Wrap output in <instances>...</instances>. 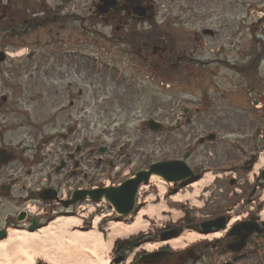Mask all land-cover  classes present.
Instances as JSON below:
<instances>
[{"label": "rangeland", "instance_id": "rangeland-1", "mask_svg": "<svg viewBox=\"0 0 264 264\" xmlns=\"http://www.w3.org/2000/svg\"><path fill=\"white\" fill-rule=\"evenodd\" d=\"M65 1L19 0L15 5L13 0H0L2 26L16 19L21 10L32 19L52 10L64 17L23 35L17 23L12 34L10 25L7 35H0V52L7 54L0 64V150L15 155L0 168V186L12 187L8 200L0 196V228L17 227L5 224L4 217L30 204L32 215L42 213L39 226L55 219L80 218L83 230L97 224L106 239L111 223H131L136 214L119 219L105 202L90 200L70 209L55 208L53 204L46 209L47 205L37 201L25 205L27 191L34 192L28 186L37 184L42 188L39 183L44 179V186L58 180L65 195L68 187L118 185L145 166L162 160H183L191 169L201 170V178L209 175L212 179L197 190L193 183L179 185L177 193L190 196L181 202L167 195L172 185L151 182L141 187L135 213L150 206L163 208L151 218H144L148 228L143 233L148 240L127 255L129 261L163 244H151L158 238L153 232L164 225L181 224L186 212L196 221L228 211L231 222L252 213L258 222H264V184L249 196L258 167L247 174L238 169L248 159L252 146L262 149L259 136H264V110L253 109L249 102L257 97L264 106V0H151L154 23H140L137 27L129 24L120 34L115 32L116 20L105 26L94 16L93 0ZM236 25L245 29L237 33ZM206 29L213 36L203 35ZM151 32L162 36L167 48L163 56L151 58L133 49L135 45L140 47ZM259 59L262 67L256 61ZM97 60L103 68L99 72ZM151 76H163L172 81V86ZM246 83L256 90L245 100L242 95ZM123 96L125 101L111 103ZM3 97L5 102H1ZM183 108L189 109L186 117L192 123L176 129L178 118L183 124ZM195 110L198 113L193 115ZM149 119L163 125L160 134L147 130ZM73 126L77 132L68 135ZM60 134L65 137L58 141ZM209 134H215L216 139L200 144L199 139ZM52 136L56 140L52 141ZM83 137L91 144L98 139L99 147L107 148L106 155L100 156L98 147L87 149L85 168L77 174L73 167L54 174V146L70 154L82 144ZM98 159H102V166H98ZM109 162H113V168ZM70 173L74 175L70 177ZM84 177L88 178L83 180ZM58 222L54 224L58 226ZM187 235H195V241H184L185 246L217 239L203 238L185 229L179 237ZM255 242L243 255L229 258L230 264H264V236ZM213 251L209 249L207 253ZM110 254L112 261L116 259Z\"/></svg>", "mask_w": 264, "mask_h": 264}, {"label": "bare ground", "instance_id": "bare-ground-1", "mask_svg": "<svg viewBox=\"0 0 264 264\" xmlns=\"http://www.w3.org/2000/svg\"><path fill=\"white\" fill-rule=\"evenodd\" d=\"M258 169L261 167H264V153L260 155L259 160L257 161L256 165ZM212 177L209 175L204 176L201 180L198 182L192 184V187H194L196 190L197 188L203 187L204 185H208L211 181ZM150 182H155L159 185H161L162 180L158 177L152 176L150 178ZM164 185V183H163ZM196 195V192L194 193V196ZM189 194L186 195H176L174 196L175 201H185L189 199ZM191 199V198H190ZM150 206L147 209H142L138 212L133 222L123 225V224H113L111 223L110 228V234L106 241H102L101 238L96 235L95 233L90 234H80V233H74L72 236L68 235L66 241H63L62 239H59L60 236L63 238L64 235L61 232L64 228L77 226L79 225L80 221L78 219H67V220H59L58 226L55 224H52L48 229H45L39 235H26L25 233H18L14 231H10L7 241L12 242L14 244L13 246L20 247L19 250L22 251V247H24L25 254L27 256L29 252H37L36 246L39 244L38 241H35V238H39L41 242L44 240L49 241V245L52 249H47L48 252L52 254H47L43 248L48 247L47 245H44L40 249L42 253L49 256L52 259H57L59 261V264H107L106 257H103V252L107 251L112 243V241L116 238L120 237H127L132 234H137L139 232H143L147 229L148 223L145 222L144 216L146 217H152L153 213L159 212L160 209L163 208V206ZM58 221V220H57ZM53 234L52 238L49 237V234ZM221 234L217 233L214 236L219 237ZM37 236V237H35ZM47 236V237H46ZM211 238V236H209ZM195 235H187L186 237H179V239L174 240L170 242L169 244L172 245L175 250L182 249L185 247L184 241L188 243L194 242ZM34 239L35 245L30 246L29 240ZM18 241V242H17ZM3 243H0V256L5 257L4 250L6 247ZM24 254V252H23ZM29 259L33 261V257L29 256ZM28 264V263H23Z\"/></svg>", "mask_w": 264, "mask_h": 264}, {"label": "water", "instance_id": "water-1", "mask_svg": "<svg viewBox=\"0 0 264 264\" xmlns=\"http://www.w3.org/2000/svg\"><path fill=\"white\" fill-rule=\"evenodd\" d=\"M116 0H99L101 3L97 6V12L99 14H106L110 8H113L116 4ZM142 16L143 14H138ZM157 49L155 48L154 51ZM4 55L0 53V62L4 61ZM149 128L153 131H157L160 129V126L150 122L148 124ZM209 140L214 139V136L208 137ZM12 160V156L6 155L4 153H0V165H6L9 161ZM151 175H156L161 177L166 182H176L181 180H186L192 176L188 168L182 163H166V164H158L151 166L148 172H142L136 175L134 180H130L124 183L120 188L117 189H107V190H98L93 192H83L75 194L74 200L71 204L81 201L86 197H89L91 200L100 201L104 199L108 202L116 211L117 214L126 216L128 215L134 205V199L137 193V190L141 184H144L148 181ZM5 193H2L5 196H8V189H4ZM225 225V219L220 218L213 222H208L201 225V231L210 232L212 230H220ZM35 227L33 225L30 230ZM235 234H239L242 238V241L233 245L231 247L232 252L240 251L245 244V240L254 232L258 233L259 230L256 225L252 223H247L243 225L240 229L234 231ZM233 232V233H234ZM5 233L3 231L0 232V238H3ZM173 234L167 235L172 236ZM164 238V236H163ZM121 259L116 260L119 262Z\"/></svg>", "mask_w": 264, "mask_h": 264}, {"label": "flooded vegetation", "instance_id": "flooded-vegetation-1", "mask_svg": "<svg viewBox=\"0 0 264 264\" xmlns=\"http://www.w3.org/2000/svg\"><path fill=\"white\" fill-rule=\"evenodd\" d=\"M147 2L149 0H146ZM8 1L6 0V3ZM136 4H145L146 2L145 0H119V9L122 8L123 10H125L124 12V16L128 17L134 21H137V19L135 17H133L130 14L129 11V7L132 5H136ZM148 4V3H147ZM150 6V5H149ZM6 7L4 6V9ZM149 8V7H148ZM150 9V8H149ZM119 13V11H116L112 16H109V18H111L110 21H113L117 14ZM154 17V13L152 11V9H150L146 20H151ZM68 159L66 161V163L64 164V169L62 172L69 170V168L71 167L72 163H73V158L68 156ZM83 162L81 161L80 163H76L75 164V173L77 174V171L79 169H81V167L83 166ZM260 186L259 183H257V187ZM55 205H57V203H55ZM235 238H233L230 235L225 236V238H223V240H219L216 241L213 245H206L203 244L200 247H197L194 249V252L192 253H186L183 254L182 257H179V261L183 260L184 262H189V260L192 261V264H203L205 261V259H209L210 261L207 262L206 264H228V259L232 257V254L228 251L232 241H234ZM209 249H215V251L213 252H208L206 250ZM160 252L163 253V255L159 256L156 261H158L157 264H169L168 260L171 257V254L168 250H160ZM207 253V254H206ZM220 260H222V262L220 263ZM146 264H148V260L145 261ZM139 264V263H137Z\"/></svg>", "mask_w": 264, "mask_h": 264}, {"label": "crops", "instance_id": "crops-1", "mask_svg": "<svg viewBox=\"0 0 264 264\" xmlns=\"http://www.w3.org/2000/svg\"><path fill=\"white\" fill-rule=\"evenodd\" d=\"M64 235V237L62 238L60 236L59 239H62L63 241H66L67 238L69 237L68 235H73L74 233H77L76 231H74L71 227L68 228H64L62 231H61ZM18 233H25V232H22V231H18ZM79 233V232H78ZM90 233H95L96 235H98L102 241H106L105 238H103V236H101V234L98 233L97 230H91L89 232H86V233H81L80 234H90ZM26 235H39V234H28V233H25ZM37 237V236H35ZM53 237V235H52ZM52 237H49V238H52ZM35 241H38L39 244L36 246V249H37V252H29L28 255L29 256H32L33 257V261L31 259H29V256H27L25 254V250L24 247H22V251L19 250L20 247H17V246H13L14 244H12V242H8L7 240H4V241H1L0 243H3L6 247V249L4 250V255L5 257H2L0 256V264H23L24 262L25 263H28V264H37V262L41 261V262H44L46 264H59V261L57 259H52L50 258L49 256L45 255L44 253H42L40 251V249L42 247H44V245H47L48 244V247L46 248H43V250L47 253V254H52L50 252L47 251V249H52L49 245V241L48 240H44L43 242H41L39 240V238H35ZM35 241L34 239H30L29 240V245L32 247L35 245ZM18 242V241H17ZM112 247V243L109 247V249L105 252L102 253V255H104L103 257H106V255H108L110 249ZM2 250H0V253H1ZM24 252V254H23Z\"/></svg>", "mask_w": 264, "mask_h": 264}, {"label": "trees", "instance_id": "trees-1", "mask_svg": "<svg viewBox=\"0 0 264 264\" xmlns=\"http://www.w3.org/2000/svg\"><path fill=\"white\" fill-rule=\"evenodd\" d=\"M141 237L131 239L130 241L119 242L116 244V251H129L136 247L138 243L142 240Z\"/></svg>", "mask_w": 264, "mask_h": 264}]
</instances>
